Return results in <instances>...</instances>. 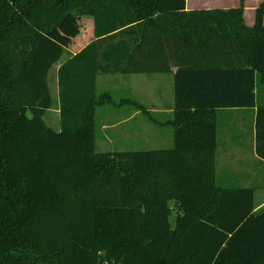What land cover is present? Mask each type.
Returning a JSON list of instances; mask_svg holds the SVG:
<instances>
[{
    "label": "trees",
    "instance_id": "obj_1",
    "mask_svg": "<svg viewBox=\"0 0 264 264\" xmlns=\"http://www.w3.org/2000/svg\"><path fill=\"white\" fill-rule=\"evenodd\" d=\"M244 3L0 0V264H264L256 188L217 182L224 110L257 108L264 161V0L251 27ZM76 18L92 39L71 53L56 35ZM57 64L59 130L45 122ZM173 68L174 146L99 151L98 108L152 115L98 76Z\"/></svg>",
    "mask_w": 264,
    "mask_h": 264
},
{
    "label": "rangeland",
    "instance_id": "obj_2",
    "mask_svg": "<svg viewBox=\"0 0 264 264\" xmlns=\"http://www.w3.org/2000/svg\"><path fill=\"white\" fill-rule=\"evenodd\" d=\"M211 2L212 0H207ZM219 1L220 4H230L231 7L240 4L241 0H214ZM201 3L205 0H192V3ZM244 5L246 7L247 13L246 17L248 19L252 18V13L249 12L251 9L250 5L254 6L257 4L256 0H244ZM88 22L85 19H69L68 26L59 30L56 37L64 41L67 45L68 50L71 53L77 50H71V45H84L92 36H90L86 41L83 40V35L88 27ZM74 31V35H70ZM69 34V35H67ZM85 41V42H83ZM80 47V46H79ZM73 49V48H72ZM68 52L65 55L67 58L70 55ZM64 58V59H65ZM63 59V60H64ZM62 60V61H63ZM61 61V62H62ZM59 64L55 65L49 74V84L51 92L54 99L53 108L46 114L45 122L48 126L53 129H60V113L58 104V81H57V70ZM151 74L143 75L141 73L132 74L127 80V74H117L100 77L98 82L99 92L110 91L113 92L117 100L134 98L141 102H147V107L152 108L154 105L157 106L159 98L162 94L166 95V101L174 105V87L172 86V78L168 74ZM264 95V86H259V97ZM148 96V98H147ZM132 106L122 105V106H102L97 111V135L96 142L97 148L101 152H115V151H151V150H162L170 149L173 147V129L170 125H160L155 124L153 121L148 119L145 114H138L133 118V120H128L127 123L119 124L118 126L112 127L113 123L127 119L130 112L133 111ZM155 118L157 120L170 119L167 115L164 116L158 114L157 111L154 112ZM172 118V115L170 116ZM224 119H222V122ZM221 122V121H220ZM164 128V129H160ZM261 170L262 168L259 167ZM263 182V180H261ZM262 187L258 192V199L264 196V184H260ZM176 220V213L171 216V222L174 223Z\"/></svg>",
    "mask_w": 264,
    "mask_h": 264
},
{
    "label": "crops",
    "instance_id": "obj_3",
    "mask_svg": "<svg viewBox=\"0 0 264 264\" xmlns=\"http://www.w3.org/2000/svg\"><path fill=\"white\" fill-rule=\"evenodd\" d=\"M262 1L263 0H256L257 4H255L254 6L250 5L252 9L249 11L252 13L251 19H248L246 17L247 10L245 7L244 17L247 26L251 27L255 24V11L256 8L262 3ZM216 8L228 9L231 8V5L225 4V2L224 4H220L219 1H214V0H212L211 2L205 0V2H202V4L201 3L199 4L198 2L192 3V0H187V10L216 9ZM175 70L176 68H173V72L152 73V75L153 74L170 75L173 83L172 86L174 87ZM141 74L144 75L145 73H141ZM131 75L132 74H127V80L130 78ZM147 75H151V74H147ZM101 76L103 75H99L97 78V90L99 86L98 82L100 81ZM106 76H111V75H106ZM115 99L117 100L116 97ZM130 99L136 100L134 98H130ZM258 99L259 102H262V104L264 105V95L261 98L258 96ZM136 101L141 103L151 113L152 116L150 117L141 110L133 108V111L130 112L127 119L113 123L110 126L115 127L118 126L120 123L121 124L127 123L128 120H133L135 116L142 113L145 114L148 117V119L153 121L155 124L160 125V127L163 125H170L172 127L173 146H174V127L170 124V121L173 119V115H174V105L169 106L170 104L166 101V95L162 94L161 98H159L157 102V106L155 107L153 105L152 108L147 107V105L152 104V102L148 103L147 100L146 102H141L139 100ZM155 111H157L158 114L162 115L163 118L165 115H167L170 119H167V121L157 120L154 115ZM171 115L172 118L170 117ZM257 116H258L257 108H253V109L239 108V109L224 110L220 112L216 161H217L218 184L225 187H235V188L255 187L256 188L255 210L261 211L264 210V196L258 199V192L260 191L259 189L263 187V185L262 187H260L261 186L260 184H264V161L261 160L256 154ZM222 119H224L223 122ZM96 120H97V113H96ZM160 129H164V128H160ZM259 167H261L262 170ZM261 180H263V182Z\"/></svg>",
    "mask_w": 264,
    "mask_h": 264
}]
</instances>
